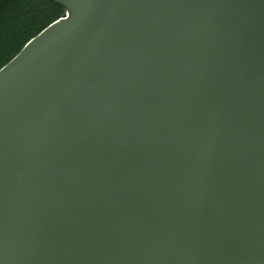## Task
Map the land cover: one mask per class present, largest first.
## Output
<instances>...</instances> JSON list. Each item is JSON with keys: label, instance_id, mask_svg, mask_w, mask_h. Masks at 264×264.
Instances as JSON below:
<instances>
[{"label": "water", "instance_id": "95a60500", "mask_svg": "<svg viewBox=\"0 0 264 264\" xmlns=\"http://www.w3.org/2000/svg\"><path fill=\"white\" fill-rule=\"evenodd\" d=\"M0 67V264H264V0H44Z\"/></svg>", "mask_w": 264, "mask_h": 264}, {"label": "trees", "instance_id": "16d2710c", "mask_svg": "<svg viewBox=\"0 0 264 264\" xmlns=\"http://www.w3.org/2000/svg\"><path fill=\"white\" fill-rule=\"evenodd\" d=\"M63 14L62 7L44 0H0V67Z\"/></svg>", "mask_w": 264, "mask_h": 264}]
</instances>
